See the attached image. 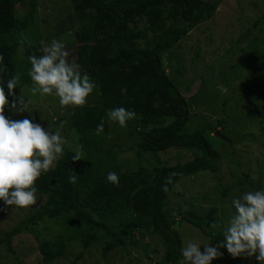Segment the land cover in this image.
Instances as JSON below:
<instances>
[{"label": "trees", "instance_id": "1", "mask_svg": "<svg viewBox=\"0 0 264 264\" xmlns=\"http://www.w3.org/2000/svg\"><path fill=\"white\" fill-rule=\"evenodd\" d=\"M70 2L77 21L64 27L73 31V40L68 46L74 47V63L96 84L99 99V105L94 96L87 106H76L71 115L70 128L82 138V145L86 147L87 140L89 145L103 142L102 134L107 133L112 122L107 117L108 111L124 107L136 114L125 127L129 138L136 134L137 142L132 147L136 153L182 149L195 150L199 155L179 165L157 159L155 167L144 165L135 171L120 173L113 159L109 160L112 145L106 144L109 149L103 150L105 155L101 158L86 155L78 161H72L74 153L66 149L63 157L35 181L37 198L44 200L40 208L43 213L27 215L26 220L30 218L32 222L36 216L37 220L45 217L56 224L59 254L69 253L76 246L81 249L77 256L80 259L85 250L100 245V257L105 260L112 251L122 248L124 242L139 251V239L158 237L165 251L156 264H180L182 243L174 228L176 222H185L197 229L209 240L210 246L217 245L223 236L210 229L216 214L214 208L205 216L189 213L170 222L163 213L165 200L178 179L193 177L205 170L214 172L218 155L210 149L204 130L189 136L181 134L188 119L187 103L168 79L161 56L171 57L185 33L208 21L218 3L206 0ZM37 7V0H0V54L7 66V72L0 78L6 80L19 75L20 69L30 64L28 56L42 55L41 42L49 38L41 34ZM148 33L154 36L153 42ZM243 34L251 41L263 40L264 47V15ZM239 45L240 39L236 42ZM253 47L245 45L246 54L257 55L264 62ZM19 77L16 93L33 85L26 76ZM122 88L126 89L124 94H121ZM252 92L253 97L264 98V90ZM6 108L5 115L10 118ZM101 123L103 131L97 134V125ZM109 172L118 175V184L107 181ZM21 227L3 232L2 242L9 243ZM149 247L140 248L145 257L153 253ZM45 253L49 259L51 254Z\"/></svg>", "mask_w": 264, "mask_h": 264}, {"label": "rangeland", "instance_id": "2", "mask_svg": "<svg viewBox=\"0 0 264 264\" xmlns=\"http://www.w3.org/2000/svg\"><path fill=\"white\" fill-rule=\"evenodd\" d=\"M206 2L218 3L214 12L210 13L211 18L189 29L171 57L161 56V64L168 73V79L187 103L188 119L181 134L189 136L196 131H205L210 149L218 155L214 162L216 170L200 171L193 177L178 179L165 200L162 212L172 222L189 213L198 217L205 216L210 208H214L216 214L210 229L222 235L234 212L233 199L239 198L246 191L264 189V98L253 97L252 92L264 90V62L257 55H247L248 51L244 49L245 45H253V50L259 51L264 58V47L261 44L263 40H260L261 43L256 41L258 38L251 41L249 36L243 34L264 15V0ZM37 5L41 34L49 38L43 42V46L52 39L62 42L68 52L67 61L74 63V47L68 46L73 31L64 30L65 25H75L77 21L70 0H37ZM56 33L59 34L57 37ZM148 38L153 42L152 34L148 33ZM238 39L241 47L236 46ZM28 65V68L20 69L19 76H26L30 80L27 71L31 65ZM26 79H22V82L26 83ZM32 87L19 89V93L31 99V115L27 112L16 114L7 107L6 113L10 119L27 117L53 132L61 125L59 120L66 119L61 129L65 137L64 149L75 153L76 146L81 145V158L86 155L101 158L105 155L103 150L109 149L106 144L112 145L109 160L113 159L114 167L124 173L144 165L155 167L157 159L179 165L199 155L195 150L182 149L138 154L132 148L137 142L135 132L129 138L126 128H121L113 121L107 133L102 134L103 142L89 145L87 140L84 147L82 138L70 128L75 107L61 108L55 96L42 97L39 93L32 95ZM94 96L96 105H99L95 88L83 106L90 104ZM216 132H219V136L215 135ZM43 204V198H37L35 204L23 208L6 207L0 201L1 242L3 232H11L22 225L21 231L9 243H0V264H156L161 261L165 248L158 237L139 239V251L124 242L122 248L112 251L105 260L100 257V245L85 250L80 259L77 256L81 249L76 246L69 253L59 254V231L56 224L45 217L37 220L36 216L32 222L30 218L26 220L27 215L38 212L41 215ZM174 228L182 247L190 239H195L201 245L208 244L207 238L185 222H176ZM145 246L153 250V253H148V258L140 249ZM219 250L223 255L210 264H258L253 257L233 258L226 249ZM45 252L51 254L49 259H46Z\"/></svg>", "mask_w": 264, "mask_h": 264}, {"label": "clouds", "instance_id": "3", "mask_svg": "<svg viewBox=\"0 0 264 264\" xmlns=\"http://www.w3.org/2000/svg\"><path fill=\"white\" fill-rule=\"evenodd\" d=\"M41 51L40 56L27 57L31 65L27 75L33 82L32 95L55 96L61 108L85 105L96 88L87 72L82 71L80 65L67 61L68 52L56 39L44 45ZM6 72L4 56L0 54V77ZM19 80V75L6 80L0 78V201L6 207L23 208L36 203L35 181L63 157L65 137L61 133L63 122L53 132L27 117L19 120L6 117V106L16 114L27 112L31 115L33 111L29 110L31 99L14 92ZM125 91L122 88L121 94ZM135 115L124 107L110 109L107 113L108 119L121 128ZM102 131L103 123L96 128L97 134ZM81 151L82 146L78 144L71 160H81ZM75 178L72 177L73 181ZM106 179L113 185L119 183L115 172L107 173ZM232 208L234 212L223 229L222 240L215 246L188 240L180 249L182 264H210L223 255L220 248L226 249L233 258L254 257L258 264H264V189L244 192L233 199Z\"/></svg>", "mask_w": 264, "mask_h": 264}, {"label": "water", "instance_id": "4", "mask_svg": "<svg viewBox=\"0 0 264 264\" xmlns=\"http://www.w3.org/2000/svg\"><path fill=\"white\" fill-rule=\"evenodd\" d=\"M216 136H218V133H215Z\"/></svg>", "mask_w": 264, "mask_h": 264}]
</instances>
